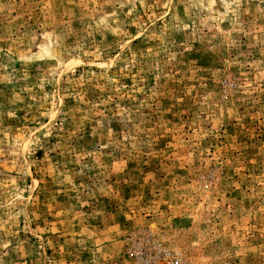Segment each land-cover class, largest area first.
Segmentation results:
<instances>
[{"label": "rangeland", "instance_id": "rangeland-1", "mask_svg": "<svg viewBox=\"0 0 264 264\" xmlns=\"http://www.w3.org/2000/svg\"><path fill=\"white\" fill-rule=\"evenodd\" d=\"M264 264V0H0V264Z\"/></svg>", "mask_w": 264, "mask_h": 264}, {"label": "built area", "instance_id": "built-area-1", "mask_svg": "<svg viewBox=\"0 0 264 264\" xmlns=\"http://www.w3.org/2000/svg\"><path fill=\"white\" fill-rule=\"evenodd\" d=\"M130 256L135 264H185L181 255L166 248L150 233H139L132 238Z\"/></svg>", "mask_w": 264, "mask_h": 264}]
</instances>
